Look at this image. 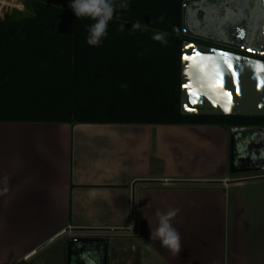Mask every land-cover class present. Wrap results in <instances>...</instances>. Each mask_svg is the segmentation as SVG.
Wrapping results in <instances>:
<instances>
[{"label":"crops","instance_id":"crops-1","mask_svg":"<svg viewBox=\"0 0 264 264\" xmlns=\"http://www.w3.org/2000/svg\"><path fill=\"white\" fill-rule=\"evenodd\" d=\"M14 124L34 126L8 132L13 150L3 154L0 149L1 232L10 224L15 228V216L24 218L25 227L15 236L25 243L23 249L6 264L47 246H53L58 264H66L71 234L106 237V264H264V177L180 173L179 147L171 159L163 150L165 136L175 134L179 146L182 134L196 137L212 127L223 129L229 143L230 129ZM169 208L180 209L172 221L181 237L175 256L150 239V230L158 226L156 210Z\"/></svg>","mask_w":264,"mask_h":264},{"label":"trees","instance_id":"trees-1","mask_svg":"<svg viewBox=\"0 0 264 264\" xmlns=\"http://www.w3.org/2000/svg\"><path fill=\"white\" fill-rule=\"evenodd\" d=\"M23 1L27 15L0 16V123L264 125L180 114L185 0H114L128 7H116L99 46L86 42L96 21L77 17L73 0ZM158 31L167 43L152 39Z\"/></svg>","mask_w":264,"mask_h":264},{"label":"water","instance_id":"water-1","mask_svg":"<svg viewBox=\"0 0 264 264\" xmlns=\"http://www.w3.org/2000/svg\"><path fill=\"white\" fill-rule=\"evenodd\" d=\"M201 1L203 0H185L181 8V33L186 40L182 41L180 47V114L185 116L264 117V61L194 41H202L264 57V21L259 22V24H253L250 27V30L254 32L253 37L255 39L252 46L257 50L244 45V26H240V28L238 26L234 27V31L239 33L235 39L232 36L226 41L207 38L199 34L198 31L196 32L188 27L186 23L188 8ZM262 6H264V3H262ZM221 53L227 55L229 58L228 62H225L224 56L220 55ZM189 55L191 59H185V56ZM204 57H212V59L205 60L203 59ZM229 64H231V67H229ZM217 72L223 77L224 83L222 87L211 86L220 78ZM229 98H231L230 110L224 111V105L228 104ZM194 100L196 101L195 103H193ZM253 130L264 131L261 128ZM237 131L238 129L236 128L229 131V173L238 175L264 171V165L257 166L251 156L253 154V149L251 148L252 140H248L242 150L239 147L235 149L233 135ZM236 150L246 152V156L236 158ZM256 178L262 177L252 179ZM133 218L131 214V224L134 222ZM91 239L102 241L103 243L106 242L104 238L69 237L66 240V264H72L71 259L74 255L72 254V244L76 242L83 243ZM35 252H32V254ZM24 260L26 258L17 264ZM101 262L106 264L105 246Z\"/></svg>","mask_w":264,"mask_h":264},{"label":"rangeland","instance_id":"rangeland-1","mask_svg":"<svg viewBox=\"0 0 264 264\" xmlns=\"http://www.w3.org/2000/svg\"><path fill=\"white\" fill-rule=\"evenodd\" d=\"M50 2H56V0H47ZM219 2H224V0H219ZM251 2V0H250ZM228 3H230L231 8L234 7V9H231V13L233 15H236V6L240 10L248 13V0H228ZM262 3H264V0H256L254 3L250 4V9L254 11L256 8L259 9L262 13H264V6H262ZM208 4H211V1L205 0L201 1L199 3V7L203 9V14L206 15V7ZM190 8V7H189ZM217 8V7H216ZM220 7L217 9L219 10ZM14 10L13 13L11 11ZM251 11V10H250ZM4 13L11 14V15H17V17L25 16L29 13V11L24 7V1L23 0H0V16H2ZM192 13H186V23L188 27L192 29V20L191 17ZM190 20V21H189ZM209 20V19H207ZM205 17L201 21L200 25H198V29L201 31V34L204 35L207 38H211L214 40H221L225 41L229 37H231V31L233 27L240 28V25L237 21H232L229 18V21L226 22L230 24L231 28H227L226 25H224V31L221 28L220 24L221 21H224V16L222 14L217 15L216 18L213 20L215 22L209 23L206 22ZM219 21V22H217ZM262 18H260V21ZM218 25H217V24ZM212 24V26L210 25ZM196 26V25H195ZM34 125H19L14 123H0V149L3 151V154L10 153L11 150H13L14 145L10 143H13L11 140V137L7 134L8 132L12 133L13 130L19 129V128H26L30 127L32 128ZM100 125H94V124H72L69 126V128H96ZM106 126H114V125H106ZM148 128H152L149 126ZM158 128V127H153ZM223 129H215L212 127V129H208V131L197 133L196 137L191 136L189 134H182L184 136L181 137V142L178 146L176 144L177 139L175 138V134H171L170 136H165L163 138V141L165 142L164 149L165 150V156H167L169 159L171 157L177 156V147H179V156L181 159V165L179 168L180 173H189L191 175H200L201 172L210 173L213 175H219V174H225L227 173L228 176H233L229 173V143H226L225 141V131H222ZM224 134H223V133ZM222 135H224V140L222 138ZM173 140L175 141V144H169L167 140ZM172 141V142H173ZM225 143V144H224ZM174 145V146H173ZM228 148V150H227ZM227 150V151H226ZM237 152H235V155ZM190 158H193L189 160ZM166 159V157H165ZM257 174H249V175H241L242 177H248V176H254ZM131 218V217H130ZM134 219V218H133ZM24 218L22 216H15L12 223L15 222V228L9 229L12 224L8 225L7 232H1L2 228H0V264H6L11 257L16 254L17 252L21 251L23 249V245L25 243H19L17 242V238L15 236H22L23 230L25 227L23 226ZM23 231V232H22ZM73 235V234H71ZM69 235V236H71ZM38 249V248H37ZM36 249V250H37ZM36 250L32 251L35 252ZM31 252V253H32ZM54 250L52 247H45L42 250L37 251L33 256L30 258H27L20 264H41L40 262L42 260H46L44 264H58V259L54 257ZM29 253V254H31ZM28 254V255H29ZM27 255V256H28ZM25 258V257H24ZM17 261L18 262L22 261Z\"/></svg>","mask_w":264,"mask_h":264},{"label":"flooded vegetation","instance_id":"flooded-vegetation-1","mask_svg":"<svg viewBox=\"0 0 264 264\" xmlns=\"http://www.w3.org/2000/svg\"><path fill=\"white\" fill-rule=\"evenodd\" d=\"M205 1V0H203ZM202 1V2H203ZM211 1V4L205 8L206 10V15H204L202 17L203 9H201L199 7V3L194 4L193 6H191L190 8H188V13H192V29H194L196 32L198 31L199 34H201V31L198 29V25H200L201 21L203 20V18L205 17V20H207L206 22L209 23H213L215 22L213 19L216 18L217 15L222 14L224 16V21H221V28L224 31V25L227 26V28H231L230 24L226 23L229 21V18L232 21H237L239 23L240 26H244V30H243V34L245 33V38H244V45L246 47H250L252 49L257 50L255 47L252 46L253 41L255 40L253 35L254 32L252 30H250V27H252L253 24H259L260 18H262V20H264V13H262L261 11H259L258 8H256L254 11H252V9H250V4L256 1V0H248V13L247 11L244 12L242 10H240L239 8H237L236 6V15H233L231 13V5L230 3H228V0H224V2H219V0H209ZM258 1V0H257ZM218 7L219 10L217 9ZM251 10V11H250ZM190 21V20H189ZM219 22V21H217ZM217 24V23H216ZM196 25V26H195ZM212 26V24H210ZM218 25V24H217ZM231 36L232 38H237L239 33H236L234 31V27L231 28ZM197 43L200 44H204V45H208V46H212L215 48H219V49H223L225 51L228 52H232L238 55H242V56H246L249 58H254L257 60H262L264 61V57L258 56V55H254V54H250V53H246V52H242V51H238V50H233V49H229V48H223L217 45H213V44H209V43H205L202 41H197L194 40ZM226 41V40H225ZM233 43V42H232ZM260 51V50H259ZM256 128H261L264 129V125H253V126H241V127H236V129H238V131L236 133H234L233 135V140H234V144H235V149H237L238 147L244 148L247 141L248 140H252V149H253V154L251 155L252 158L255 160V164L257 166H262L264 165V131H255L253 129ZM237 152V154L235 155L236 158H239L241 156H246V152L244 151H235ZM249 174H257L254 176H248V177H242L241 175H249ZM255 177H264V171H257V172H252V173H242V174H238V175H233L231 176V178H240L243 180H250L252 178ZM69 237H77V238H95V239H105L106 242L103 243L102 241H97V240H88V241H84L83 243L81 242H76L72 244V264H102L101 260L103 259V248L104 246L106 247V255H107V239L106 237H101L95 234H88V235H71L68 236L67 239Z\"/></svg>","mask_w":264,"mask_h":264},{"label":"clouds","instance_id":"clouds-1","mask_svg":"<svg viewBox=\"0 0 264 264\" xmlns=\"http://www.w3.org/2000/svg\"><path fill=\"white\" fill-rule=\"evenodd\" d=\"M70 7L77 17H90L96 22L86 26V42L90 46H99L101 38L107 34L108 22L113 18L116 7L127 8V3L116 5L114 0H73ZM162 19V18H161ZM139 22L133 24V30H142ZM167 33L156 32L152 39L167 43ZM4 182L7 183L5 177ZM6 190V189H5ZM180 212L179 208H169L166 212L156 210L158 226L150 230V239H158L162 247L167 248L175 256L181 251V237L179 231L173 227L172 221Z\"/></svg>","mask_w":264,"mask_h":264},{"label":"snow or ice","instance_id":"snow-or-ice-1","mask_svg":"<svg viewBox=\"0 0 264 264\" xmlns=\"http://www.w3.org/2000/svg\"><path fill=\"white\" fill-rule=\"evenodd\" d=\"M198 55V54H197ZM221 56H224V59H225V62H228V57L226 54L224 53H221L220 54ZM185 59H191V56H185ZM203 59L205 60H211L212 57H204ZM229 67H231V64H229ZM259 67V66H258ZM217 75L220 76V78L218 80H216V82L211 85L212 87H222L223 86V83H224V80H223V77L219 74V72H217ZM187 87V85H185ZM196 101L194 100L193 103H195ZM231 104V98H229V102L228 104L224 105V111H229V105Z\"/></svg>","mask_w":264,"mask_h":264}]
</instances>
